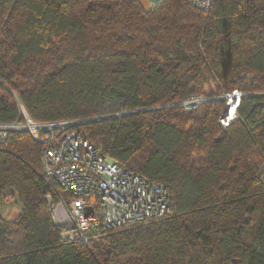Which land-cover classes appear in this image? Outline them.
Returning a JSON list of instances; mask_svg holds the SVG:
<instances>
[{
    "label": "trees",
    "instance_id": "16d2710c",
    "mask_svg": "<svg viewBox=\"0 0 264 264\" xmlns=\"http://www.w3.org/2000/svg\"><path fill=\"white\" fill-rule=\"evenodd\" d=\"M220 96L187 109L182 103ZM177 105V106H175ZM230 109L239 120L224 126ZM75 122L123 168L164 184L171 213L88 245L62 237L42 144L0 146V264H264V0H0V125Z\"/></svg>",
    "mask_w": 264,
    "mask_h": 264
},
{
    "label": "built area",
    "instance_id": "2783aa9c",
    "mask_svg": "<svg viewBox=\"0 0 264 264\" xmlns=\"http://www.w3.org/2000/svg\"><path fill=\"white\" fill-rule=\"evenodd\" d=\"M144 6L149 0H140ZM200 10H210L213 0H186ZM206 97L182 103L187 109L206 102ZM210 98V97H209ZM224 98V97H221ZM211 97V100L221 99ZM225 99V98H224ZM25 122L0 125V146L11 130H27L42 144L40 177L57 183L67 194L54 202L48 196L51 213L62 228V237L88 245L99 230L110 231L133 223H148L171 213L168 188L131 168H123L97 147L75 122L41 123L23 111ZM239 120L230 109L220 117L224 126ZM92 212L87 214L86 208Z\"/></svg>",
    "mask_w": 264,
    "mask_h": 264
},
{
    "label": "rangeland",
    "instance_id": "374dc122",
    "mask_svg": "<svg viewBox=\"0 0 264 264\" xmlns=\"http://www.w3.org/2000/svg\"><path fill=\"white\" fill-rule=\"evenodd\" d=\"M152 3H159L161 0H150ZM206 100L209 101L211 100V97H224L226 100H231V96H220L217 91V87L214 83L211 84L210 87H207L206 89ZM210 97V98H209ZM222 98V99H224ZM22 211V203L19 200L18 196H15L12 200L10 201H2L0 203V216L8 221H14L18 218Z\"/></svg>",
    "mask_w": 264,
    "mask_h": 264
},
{
    "label": "water",
    "instance_id": "95a60500",
    "mask_svg": "<svg viewBox=\"0 0 264 264\" xmlns=\"http://www.w3.org/2000/svg\"><path fill=\"white\" fill-rule=\"evenodd\" d=\"M175 106H177V105H175ZM91 212H92V208H91V207H87V208H86V213L89 214V213H91Z\"/></svg>",
    "mask_w": 264,
    "mask_h": 264
},
{
    "label": "crops",
    "instance_id": "0c3cea01",
    "mask_svg": "<svg viewBox=\"0 0 264 264\" xmlns=\"http://www.w3.org/2000/svg\"><path fill=\"white\" fill-rule=\"evenodd\" d=\"M152 4H154V3H152V2L149 0L148 3H147V5L145 6V8H150V6H151Z\"/></svg>",
    "mask_w": 264,
    "mask_h": 264
}]
</instances>
